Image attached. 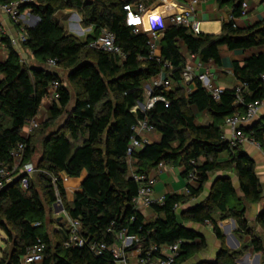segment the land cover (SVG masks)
Returning a JSON list of instances; mask_svg holds the SVG:
<instances>
[{
    "label": "trees",
    "instance_id": "obj_1",
    "mask_svg": "<svg viewBox=\"0 0 264 264\" xmlns=\"http://www.w3.org/2000/svg\"><path fill=\"white\" fill-rule=\"evenodd\" d=\"M237 1L232 13L235 18L242 15L241 0ZM121 5V0L22 2L21 11L29 8L33 19L26 26L23 47L31 51L35 63L21 61V54L9 37L2 38L7 55L0 61V160H9L11 149L24 141L25 160L32 161L37 150L34 131L40 133L42 153L36 163L40 186L31 177L28 187L23 189L17 178L0 190V228L8 236L0 264H20L21 256L38 237L46 244L40 264H116L110 250L99 255L87 246L65 245L67 226L58 228L54 232L56 240L52 239L47 230V206L55 207L58 199L53 177L66 213L81 221L82 233L90 241L112 245L125 230L127 235L139 238L132 248L140 247L145 252L153 244L180 240L181 250L175 262L180 264L207 247L205 236L186 226V222H210L215 236L224 243L225 235L213 216L219 212V219L236 220L237 235H248L250 241L245 248L253 247L256 252L264 248L246 217L247 203L263 197L255 162L240 145L230 146L223 132L227 117L243 113L247 103L264 96V51L250 55L242 64L233 62L235 77L248 86V91L242 94L243 103H236L234 86L225 87L218 100L200 81H194L195 88L188 92L182 75L186 63L184 51L202 62L219 63L224 45L243 50L264 45V20L240 27L234 26L230 19L216 34H194L182 25L168 26L160 38L161 57L157 60L149 57L148 36L135 33L126 24ZM66 8L76 9L83 23L94 27L96 35L81 40L70 33L56 19V13ZM103 28L115 32L116 41L126 55L124 59L89 46ZM49 59L56 60V68L47 67ZM166 62L170 67L164 66ZM60 69L66 71L69 85L64 84ZM161 72L166 75L169 87L154 86L152 96L161 95L164 99L156 100L150 108L135 109L139 102L145 101V83ZM55 79L61 82L60 97L51 103L46 120L25 137L22 129L26 121L41 111L48 87ZM194 108L209 114L210 121L197 123ZM145 117L154 124L160 138L145 143L129 156L132 126ZM244 131L262 146L264 117ZM223 152H227L228 158L220 160ZM191 159L199 161L198 164L191 165ZM160 161L183 164L184 175L196 169L199 179L189 195L168 194L162 204L154 203L156 218L146 220L133 202L139 183L131 173L148 172ZM219 169L236 172L242 194L237 193L230 177H218L208 197L181 212L183 223L179 224L175 204L199 197L209 173ZM84 170L81 189L67 202L59 173L78 177ZM257 220L264 228V211ZM245 248L228 250L222 245L214 262L225 264L229 259L238 264L236 258Z\"/></svg>",
    "mask_w": 264,
    "mask_h": 264
},
{
    "label": "built area",
    "instance_id": "obj_2",
    "mask_svg": "<svg viewBox=\"0 0 264 264\" xmlns=\"http://www.w3.org/2000/svg\"><path fill=\"white\" fill-rule=\"evenodd\" d=\"M26 0H16L11 2L0 1V13L5 14L8 18L19 26L17 36H8L7 30L2 18L0 17V45L3 44L2 38L8 36L11 43L20 52L23 42L27 39L26 25H22L20 9L22 2ZM209 0H121L122 10L126 14V24L133 27L135 33H145L149 38V57L160 60V38L164 29L171 25H182L188 28L192 33L199 34L201 31V19L199 15V5ZM247 3L243 2L242 15L246 12ZM233 25L235 17L230 16ZM89 46L101 49L106 52H112L119 55L121 59L125 58V53L122 47L116 41V34L108 28H103L99 34L90 40ZM186 63L183 70L184 83L188 87L194 81H200L202 86L216 99H220L223 92V86H216L214 76L210 68L205 62L198 61L195 63L196 55L187 53ZM21 61L26 62L27 59L21 56ZM49 68H56V60L49 59L46 63ZM165 67H170L169 63L164 64ZM197 69L195 71L194 69ZM61 82L58 79L51 81L48 87V98L51 101L58 100L60 97L59 87ZM164 85L169 87V81L166 75L161 72L157 77L151 80V84H147V93L149 101L145 105L146 108L153 106L158 99H164L163 96H152L154 86ZM236 88L237 99L236 103H243V92L248 91L246 83L239 82L234 85ZM188 91V89H187ZM264 107V96L255 101L246 104L243 113H237L225 119L224 128L230 130L228 136L230 146L242 145L248 141L260 146V143L248 137L242 125L251 123L259 114L261 108ZM40 112L28 119L22 129V134L28 137L35 127L43 120ZM133 135L130 139L127 154L131 156L132 152L144 146L145 143L151 142L150 134L156 132L154 124L147 117L138 119L132 126ZM27 144L24 141L18 142L10 151L9 160H0V190L12 183L20 176V186L26 189L29 185L32 174L37 170L34 162L25 160ZM191 165L198 164L196 159L190 160ZM167 164L160 161L153 169L154 171H162ZM132 177L139 183L137 194L133 197L135 206L140 210L143 207H152L154 203L162 204L165 197H154V185L156 182V173L148 172H132ZM199 176L196 169H191L187 173V185L183 189L181 195H189L191 187L198 182ZM52 183L58 197L56 204L62 203L56 177L52 178ZM181 202L175 204V210L179 212ZM64 212L65 209L63 210ZM68 215V214H67ZM37 223L36 225H38ZM122 239L120 242L108 245L104 241L93 240L82 233V223L79 219L69 217L68 237L65 241L67 246H87L94 254H102L106 250L112 252L114 262L116 264H175L181 250V241L171 244H153L145 252L140 247L132 248L135 242L139 241L137 236H129L126 231L121 232ZM46 248L45 242L41 237H38L36 242L28 247L27 251L21 256L20 264H40L44 258ZM199 264H223L218 262H206Z\"/></svg>",
    "mask_w": 264,
    "mask_h": 264
},
{
    "label": "crops",
    "instance_id": "obj_3",
    "mask_svg": "<svg viewBox=\"0 0 264 264\" xmlns=\"http://www.w3.org/2000/svg\"><path fill=\"white\" fill-rule=\"evenodd\" d=\"M237 2H238L237 0L235 1L223 0L222 2L219 0H209L205 3H201L198 7L201 24L202 22L215 21L217 30H212V31L214 32L218 31L217 33H220L223 23L229 20L230 16L233 13L234 5ZM243 2L247 3L246 12L245 14L235 18L236 26L249 27V26L256 24L259 21L264 20V0H241V6H240L241 9L243 8ZM0 17L2 18L4 25L6 27L7 35L17 36L19 33V29H20L19 26L15 24L14 22H12L8 18V16H6L3 13H0ZM74 17L76 18L78 17L79 21H81V23L83 24L82 17L76 9L66 8L56 13V19L62 25H64L70 33H73V34H74L73 30L70 29V27H68L65 21H69L70 19ZM20 18H21L20 23L22 25L25 24L26 26H29L30 24L33 23V19L30 16L29 8L25 9L22 12ZM83 32L86 34V38L90 35L92 36L96 35L94 31V27L88 26V25L84 26ZM261 51H264V45L252 47L246 50L230 49L225 45L222 46L221 53H220L221 54L220 62L216 63L215 61L210 60L209 62L206 63V65L210 68L211 72L213 73L215 85L223 86V87H230V86H234L238 84L240 81L234 75L233 62L236 61L242 64L245 61V59L248 58L250 55L256 54ZM184 53L187 54L188 52L184 51ZM20 54L21 56L25 57L28 62L35 63L36 61L35 57L31 53V51H29L25 47L21 46ZM6 55H7V51L5 48V43L3 42V44L0 45V61H3L6 58ZM194 61L195 63H197L199 61V58L196 56ZM194 70L197 71L196 68ZM64 72H65L64 69H60L61 75ZM64 84L69 85L67 77H66V80L64 81ZM194 88H195V83L193 82L187 87L188 92H191ZM50 105H51V101L47 97L44 100L43 106L40 111V113L43 116H45L46 114V111L44 110V108L48 109L50 108ZM137 108L142 109L143 107L138 103L135 109ZM144 109L145 108H143V110ZM194 114H195L197 123L206 124L210 121V116L206 112H199L196 108H194ZM263 117H264V107L261 108L258 116L251 123L242 125L243 129L249 127L250 125L257 122L259 119ZM223 132H224V136L228 138V136L230 135V130L228 128L223 127ZM149 137L151 141H156V140H159L160 134L156 131L155 133L150 134ZM263 141H264V136H263ZM240 146L243 150H245L253 158L255 162V170H256L257 176L259 177V180L263 186L262 199L255 203H247V212H246V217L249 223H259L260 224V222L257 220V217L260 213L264 211V143L262 146L261 145L258 146L255 143L248 141L246 143H243ZM227 158H228L227 152H223L219 155L220 160H225ZM153 168L151 169V171L156 173V182L154 185V197L155 198L165 197L168 194H180L181 195V193L183 192V189L188 183L186 180L187 174L184 175V171L186 170V168L183 164H176V165L167 164V166L162 171H159V172L154 171ZM59 174L65 186L66 201L71 202L74 198L75 192L81 189V184L86 176V171L84 170L82 174L78 177H70L64 172H60ZM222 176L230 177L231 180L233 181V184H234V187L237 193L239 195L242 194L241 189H240L239 178L236 172L232 169L231 170L219 169V170L209 173V179L205 183L204 190L202 191L201 195L185 203H182L179 211H181L182 209L186 210L198 204L200 201H203L206 197H208L214 181L218 177H222ZM197 183L195 185H197ZM140 211L146 220H153L156 218V213L153 207H143L140 209ZM63 213H64L63 215H60L57 217L58 220L66 219L69 223V216L67 215L66 212H63ZM213 216L217 219V222L219 223V226L221 227V229L224 226H227L228 230L234 229L232 225V223H234L233 221H235L236 223V220L234 218L219 219V212H215ZM68 223H67V228H68ZM186 223H187L186 226L197 230L199 233L205 236L207 247L199 251L194 256H192L191 258H189L188 260L184 262L187 264H196V263H206L209 261L216 260L219 250H220V241L219 239H217L214 232L210 233L211 235L210 238L214 240V243H215L214 249H217L219 247L216 253L212 254V251H210L209 250L210 248H208L209 246H208V238H207V235L209 234L208 233L209 231L207 229L212 228V225L210 224V222L207 221L204 224H196L195 222L189 221ZM60 227L56 226L55 229L57 230ZM223 230L224 229H222V231ZM121 239H122V235L119 234L117 242H120ZM204 252H207V254H205Z\"/></svg>",
    "mask_w": 264,
    "mask_h": 264
},
{
    "label": "rangeland",
    "instance_id": "obj_4",
    "mask_svg": "<svg viewBox=\"0 0 264 264\" xmlns=\"http://www.w3.org/2000/svg\"><path fill=\"white\" fill-rule=\"evenodd\" d=\"M65 23L68 25V27H70V29L73 30L74 34L77 35L78 37H80L81 40L86 39V34L83 32L84 31V26H87L86 24H82L81 21H79L78 17H74L72 19H70L69 21H65ZM72 26V27H71ZM216 23L215 21H208V22H202L201 24V31L202 32H209V33H217L218 31L214 32L212 30H217L216 29ZM64 81L66 80L67 74L66 71L62 74ZM151 84V81H148L145 83V101L144 103L147 104V102L149 101V95L147 93V84ZM143 109V108H142ZM44 110L46 111L45 117L48 116L49 113V108H44ZM47 118V117H46ZM46 120V119H45ZM43 120L41 122V124L45 121ZM40 133H38L37 131H34L33 133V141L36 145V153L34 155L33 158V162L34 165L37 167L36 163H38L40 157H41V153H42V146L40 144ZM43 169V168H42ZM44 171V169H43ZM131 171L132 168H131ZM40 170L37 167V170L32 174V179L34 180L35 183H37L38 186H40V182L38 180V176H39ZM63 204L59 203L57 204V207ZM47 209L49 210V215H48V220H47V228L49 230V233L52 237L53 240H56L55 238V227H66L68 221L66 219H61L58 220V216L63 215L64 211H60V212H56L55 209L56 207H53L50 209V206H47ZM62 213V214H61ZM250 227H251V231L254 235H256L259 239H261L262 245L264 247V228L259 224V223H249ZM234 228V227H233ZM223 232L225 234V239H224V243L221 244L220 243V247L223 245L224 247L228 248V250H238L241 248H245L244 245L248 244L250 241V238L248 237V235L243 234L242 235H237L235 233L236 228L234 229H229L227 226L222 227ZM209 232V234L207 235L208 238V248H210L209 250L212 251V254L216 253L217 249H214L215 247V243L214 240H212L210 237V233H213V229L212 228H208L207 229ZM235 235L236 239L238 240V242H236L232 235ZM7 234L0 228V257L3 254V250L7 248ZM205 254H207V252H204ZM209 255V253H208ZM258 259V264H264V248L263 250H261L260 252H256L254 250L253 247H246L244 253L236 258V261L240 264H243L244 262H247L248 264H255L256 260ZM181 264H187V263H181ZM225 264H235L232 260L227 259L225 261Z\"/></svg>",
    "mask_w": 264,
    "mask_h": 264
},
{
    "label": "water",
    "instance_id": "obj_5",
    "mask_svg": "<svg viewBox=\"0 0 264 264\" xmlns=\"http://www.w3.org/2000/svg\"><path fill=\"white\" fill-rule=\"evenodd\" d=\"M139 104H140L143 108H145V104H144L143 102H139ZM17 178H20V176L17 177ZM17 178H16V179H17ZM54 206L56 207V209H55L56 212H60V211H63V210H64V207H63L62 205H60V206L57 207V204H54ZM182 211H184V209H182L181 211H179V212L177 213V220H178V223H179V224H182V223H183V219L181 218V212H182ZM233 222H234V223H232V225H233L234 228H236V223H235V221H233ZM232 237H233V239H234L236 242H238V240L236 239V237H235L234 234L232 235ZM214 261H215V260H213V261H209V263H212V262H214ZM196 264H199V263H196ZM243 264H248V263H247V262H244ZM255 264H258V259L256 260Z\"/></svg>",
    "mask_w": 264,
    "mask_h": 264
}]
</instances>
